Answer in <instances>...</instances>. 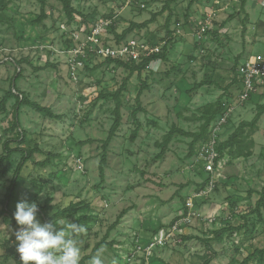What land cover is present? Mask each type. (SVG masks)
Listing matches in <instances>:
<instances>
[{
	"label": "rangeland",
	"instance_id": "obj_1",
	"mask_svg": "<svg viewBox=\"0 0 264 264\" xmlns=\"http://www.w3.org/2000/svg\"><path fill=\"white\" fill-rule=\"evenodd\" d=\"M71 3L76 10L73 25L86 26L117 13L118 32L131 22H144L157 14L154 21L135 28L127 38L142 37L156 42L171 38L168 60L155 62L156 69H144L139 77L136 72L129 75L122 66L99 61L96 67L82 70L78 81L73 82L66 74L63 58L55 51L63 44L60 23L67 20L61 2L47 0L46 18L38 22V0H7L0 15V99L13 84L15 93H22L60 116L50 118L21 105L20 129L11 130L16 98H10L6 109L0 111V156L4 154L5 142L10 148H37L19 173L9 208L14 214L17 202L35 201L39 208L50 207L46 211L49 217L70 202L82 201L88 205L86 209L56 219L75 221L87 229L76 237L81 259L91 253L97 242L105 240L113 244L98 248L104 250V264H124L123 253L130 247L139 225L160 219L162 223L157 226H167L177 217V210H184L185 199L205 179V172L193 162L195 153L189 155L192 137L174 135L161 157H157L158 143L172 124L187 132H197L202 123L197 119L201 107L220 94L226 103L235 100L241 84L233 82L224 88L233 77L236 58L240 64L247 55L264 52V1L246 0L243 8L240 0H219L218 4L214 0H130L128 4L127 0H71ZM212 7L216 12L211 28L197 42L193 32ZM17 60L24 61L17 66ZM18 72L20 75L14 81ZM125 78L128 79L121 96L122 121L107 148L101 179L100 141L106 138L114 118L110 95ZM142 81L146 89L141 95L144 111L138 113L141 128L131 140L135 125L130 110L135 106L134 98ZM199 82L202 84L194 87ZM262 102L264 85L250 93L243 107L238 102L234 104L218 132L221 140L240 121L252 119L257 103ZM19 131L23 134L22 141ZM87 139L92 142L81 144ZM69 153L81 159L84 172L73 166L65 168ZM21 157L22 152L17 151L8 161L0 163V199L5 197ZM47 157L49 161L40 164ZM263 186L264 114L259 120L252 155L229 159L215 190L202 200L207 208L196 206L202 214L214 219L184 228L181 236L190 238H182L181 244L155 247L150 264H200L210 252L205 241L214 251L210 264H240L255 248L263 249L264 211H260L261 219L251 212ZM83 215L86 219L79 220ZM117 218L118 223L112 227ZM37 219L45 222L39 210ZM16 224L0 219V264H22L16 251L15 231L19 229ZM153 226L149 225L150 230ZM239 226H243L241 231L226 232L215 240V230ZM83 264H90V259ZM249 264H264V254Z\"/></svg>",
	"mask_w": 264,
	"mask_h": 264
},
{
	"label": "built area",
	"instance_id": "obj_2",
	"mask_svg": "<svg viewBox=\"0 0 264 264\" xmlns=\"http://www.w3.org/2000/svg\"><path fill=\"white\" fill-rule=\"evenodd\" d=\"M129 1L127 0V4ZM218 3L219 0H214V4ZM141 6L144 5L141 4ZM215 12L212 7L210 12L206 13L203 21L196 27L193 32L195 41L200 42L205 38L206 32L211 28ZM117 15L114 13L111 17L99 18L87 26L83 24L73 25L67 20L60 23L63 44L55 51L63 58L66 74L71 81L77 82L82 70L87 67L93 68L99 61L117 59L122 62L139 63L161 52L165 40L156 42L142 37H126L118 40L112 32V26H115ZM115 31L120 33L116 28ZM67 40L70 41L69 46L65 43ZM159 60H152L148 67L154 61ZM236 79L237 83L241 84V88L236 94L235 100L232 103L224 102L225 109L210 124L208 138L198 145L194 155L193 162L199 165L198 170L204 171L206 174L203 180L204 185L195 187L191 195L185 199L184 210L167 226H160L152 231L146 241L139 233H133L131 245L123 253L124 264H150L155 247L181 244V232L184 228H190L195 224L203 221L210 222L214 219L212 216H206L197 210L196 203L208 198L215 190L222 169L229 160L226 155L220 156L217 150L219 142L222 141L218 132L227 122L233 105L237 102L243 104L250 93L264 85V52L247 55L237 66ZM68 160L69 163L67 162L65 168L73 166L74 169L84 172V165L78 156L69 153ZM191 166L193 167V165Z\"/></svg>",
	"mask_w": 264,
	"mask_h": 264
},
{
	"label": "trees",
	"instance_id": "obj_3",
	"mask_svg": "<svg viewBox=\"0 0 264 264\" xmlns=\"http://www.w3.org/2000/svg\"><path fill=\"white\" fill-rule=\"evenodd\" d=\"M40 3V13L39 16L37 17L38 22H41L46 18V12H45V6L47 3V0H38ZM62 5V9L64 13L67 16V21L70 23L73 20V15L76 13L75 8L72 6L71 0H59ZM246 0H240V5L241 8L244 7ZM7 7V0H0V15H2L3 10ZM157 14L153 13L151 17L148 20H145L144 22L136 23V22H131L129 26L125 29H123L120 33H116L115 31V26H112V32L115 34L116 38L118 40H122L127 37V35L134 30L135 28H143L146 27L149 23L154 21L155 16ZM106 17H111V15H107ZM87 26V24H86ZM171 41V38H167L165 40L164 45L162 46V50L158 54H154L152 57L147 58L139 63H134V62H122L117 59H106L104 60L105 63H112L117 66H122L126 68L129 71V75H132L134 72L137 73L138 77L140 76V73L142 70H148V65L152 60H162V61H167V53H168V45ZM66 45L69 46L70 41L67 40ZM24 60H17L15 61V64L17 66L20 65V63ZM103 62V63H104ZM46 65H51L55 66L53 64L47 63ZM237 58L235 60L234 65L232 66V71H233V77L231 81L225 85L224 90L229 87V85L233 82L237 83L236 79V69H237ZM96 66H93V68ZM88 68V67H87ZM150 71V70H149ZM20 72H18L16 79L19 77ZM128 78H125L123 80L122 84L119 86L118 89H116L110 97L112 98L114 102V107H113V122L110 125L108 129V134L105 139L101 140V149H102V154L98 163V172L99 176L102 179L104 177V166L107 162V148L112 141V139L117 135V132L120 128L121 121H122V112L121 108L123 106V101H122V93L124 92V89H126V81ZM202 82H199L198 84H195L194 87L201 85ZM146 89V84L142 81L141 86L137 90V93L134 98V104L130 110V117L132 123L135 125V128L131 131L130 133V139L134 140L141 128V123L138 119V113L144 111V108L141 103V95L143 93V90ZM101 97H107V96H101ZM10 98H16V106L14 108V113H13V123L11 126V130L15 128L20 129V123H19V116H18V109L21 105H26L29 106L30 108L42 113L43 115L50 117V118H59L60 116L57 114H54L49 107H46L44 105L39 104L36 101H32L28 99L26 96H24L22 93H15L14 91V86L10 87L9 90L5 92V94L2 96L0 99V111H4L6 109V104L7 101ZM225 109L224 107V100H223V94H220L218 98L213 101L209 102L201 107V114L200 116L197 117V119L201 120L202 123L200 124L199 130L197 132H187L181 128H178L175 124H172L170 129L163 135L162 140L158 143V146L160 147V151L157 154V157H161L166 149L168 143L171 141L172 137L176 134L180 135H185V136H190L192 137V140L189 144V155L193 154L196 152V145L201 144L208 138V129L210 124L213 122L214 119H216L217 116H219L223 110ZM264 114V102L262 103H257L255 107V112L250 120H242L238 123V125L235 127V129L221 142H219L217 146V150L219 152L220 156L226 155L229 159H238V158H248L252 154V148L254 146V139H253V134L257 131L258 129V122L260 120V117ZM20 141L23 140L22 132L19 131L18 134ZM88 142H92L91 139H87L84 141H81V144H86ZM3 150L4 154L0 156V163H3L5 161H8L11 158V155L14 152L21 151L22 152V157L20 162L18 163L16 170L13 174V178L11 181V184L8 187V190L6 192V195L3 199H0V204L3 206L0 209V219L7 223H14L16 224V221L14 219V214L9 208V199L12 196V193L15 188V184L18 180L19 173L23 167V165L26 163L28 158L35 152L37 151V148H31V149H22V148H10L8 142H5L3 144ZM50 157V156H49ZM49 161V158H45L40 164L45 165ZM204 185V182H201L198 184V186ZM88 205L84 204L82 201L79 202H70L67 206H64L62 208L57 209L51 216L47 217L46 216V211L50 209L49 206H43L42 208L38 207V210L42 213L45 222L51 221L54 219H57L59 217H66L71 214H74L76 212H79L82 209H86ZM264 211V186L259 192V198L257 199L255 203L254 209L251 211L252 213H255L259 219H261V213L260 211ZM121 216H119L120 218ZM119 218L115 220V222L112 224V227L116 225L119 221ZM80 219H86V216H82ZM17 225V224H16ZM17 227H19L17 225ZM243 226L239 227H228V228H221L218 230L214 231V238L215 240H220L222 237V234L226 232H232V231H241ZM157 229V228H156ZM154 229L153 231H155ZM182 238L189 239L190 236H181ZM207 244V249L210 251L207 256H205L204 260L200 264H210L211 261L214 258V251L211 249V247L208 245V241H205ZM102 244H110L112 245L113 242H105V240H101L100 242H97L96 245L93 247L91 253L85 257H83L80 261V264H83V262L86 259H90L93 254L98 250L99 246ZM237 249V248H236ZM264 254V248L259 249L255 248L251 253L247 254L243 260L240 262V264H249L252 259H254L256 256L260 257Z\"/></svg>",
	"mask_w": 264,
	"mask_h": 264
},
{
	"label": "clouds",
	"instance_id": "obj_4",
	"mask_svg": "<svg viewBox=\"0 0 264 264\" xmlns=\"http://www.w3.org/2000/svg\"><path fill=\"white\" fill-rule=\"evenodd\" d=\"M38 204L21 200L16 203L14 219L16 251L22 264H80L81 248L77 235L87 231L84 225L64 219L41 223ZM103 249L90 258V264H104Z\"/></svg>",
	"mask_w": 264,
	"mask_h": 264
},
{
	"label": "crops",
	"instance_id": "obj_5",
	"mask_svg": "<svg viewBox=\"0 0 264 264\" xmlns=\"http://www.w3.org/2000/svg\"><path fill=\"white\" fill-rule=\"evenodd\" d=\"M197 50V49H196ZM195 50V51H196ZM193 51V50H192ZM172 52V50H170L169 51V54L168 55H171L170 53ZM237 54H238V52H237ZM236 54V55H237ZM193 55H195V53H193ZM235 55V54H234ZM168 58L169 59H171V56H168ZM159 61H162V60H159ZM155 62H157V61H154L153 63H152V65L151 66H149L148 68H152V69H156V67H154V65L156 64ZM149 69V70H150ZM237 84V83H236ZM238 85V84H237ZM237 88H238V86H237ZM226 95H227V93H226ZM226 95H225V98H226ZM224 97V96H223ZM224 99V98H223ZM242 107H243V104L241 105ZM261 118V117H260ZM258 129H259V122H258ZM258 129H257V131H258ZM257 131L253 134V139L255 138V135L257 134ZM224 140V139H223ZM252 155V154H251ZM250 155V156H251ZM239 159V158H238ZM234 160H237V159H234ZM203 176H206V174H204ZM213 205V204H212ZM196 206H197V208L198 209H200L201 208V206H207L206 205V203H203V201L202 200H199L197 203H196ZM207 208V207H206ZM200 211V210H199ZM182 211L180 210V212L177 210V214L176 213H174L173 215H175V216H178L180 213H181ZM201 212V211H200ZM204 214V213H203ZM174 216V217H175ZM149 219V218H148ZM155 223H154V222ZM152 222H153V224H152V222H150V220H148V222H142L140 225H139V229H136V232H134V233H137V232H140V235L144 238V240L146 241L149 237H150V234L152 233V231L155 229V227L157 226V225H160L159 223H162V222H160L161 220L160 219H154ZM200 224V223H199ZM149 225H155V226H153V230L151 229L150 230V228H149ZM200 226V225H199ZM152 227V226H151ZM158 227V226H157ZM200 228V227H199ZM146 229H148V230H146ZM187 233V232H186Z\"/></svg>",
	"mask_w": 264,
	"mask_h": 264
}]
</instances>
